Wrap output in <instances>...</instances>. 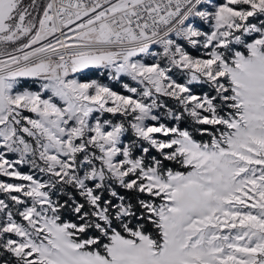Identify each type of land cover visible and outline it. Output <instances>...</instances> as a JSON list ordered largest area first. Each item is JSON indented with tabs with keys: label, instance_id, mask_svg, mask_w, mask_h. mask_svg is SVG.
<instances>
[{
	"label": "snow or ice",
	"instance_id": "snow-or-ice-1",
	"mask_svg": "<svg viewBox=\"0 0 264 264\" xmlns=\"http://www.w3.org/2000/svg\"><path fill=\"white\" fill-rule=\"evenodd\" d=\"M0 264H264V0H0Z\"/></svg>",
	"mask_w": 264,
	"mask_h": 264
},
{
	"label": "rangeland",
	"instance_id": "rangeland-1",
	"mask_svg": "<svg viewBox=\"0 0 264 264\" xmlns=\"http://www.w3.org/2000/svg\"><path fill=\"white\" fill-rule=\"evenodd\" d=\"M24 2H25V4H28V3L31 2V0H24ZM190 50H191V49H190ZM194 54H196V53L194 52ZM85 78H86V79H95V78H99V79L103 80L104 82H109V81L107 80V77H106V76H103V75H101V74L98 73V72H89L88 75H87V77H85ZM111 86L114 87V88H115L116 90H118V91L121 90L118 84L113 83ZM22 170H23V171H27L28 169H27V168H24V169H22Z\"/></svg>",
	"mask_w": 264,
	"mask_h": 264
}]
</instances>
